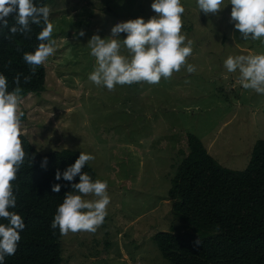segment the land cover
Here are the masks:
<instances>
[{"label": "rangeland", "instance_id": "1", "mask_svg": "<svg viewBox=\"0 0 264 264\" xmlns=\"http://www.w3.org/2000/svg\"><path fill=\"white\" fill-rule=\"evenodd\" d=\"M153 0H47L55 52L43 64L44 88L22 96V134L40 152L67 148L95 157L93 180L107 182L110 204L95 233L60 236L58 264H170L153 241L158 231H190L166 197L186 134L196 135L223 167L243 169L264 140V95L245 90L227 73L229 56L264 53V42L244 41L231 21V4L205 15L196 0L185 8L181 33L192 41L187 63L158 84L117 85L88 80L95 58L87 42L111 35L117 23L155 15ZM83 31L84 36H79ZM126 34L121 33L120 39ZM126 54L125 50H121ZM90 199L92 197H89Z\"/></svg>", "mask_w": 264, "mask_h": 264}, {"label": "clouds", "instance_id": "2", "mask_svg": "<svg viewBox=\"0 0 264 264\" xmlns=\"http://www.w3.org/2000/svg\"><path fill=\"white\" fill-rule=\"evenodd\" d=\"M228 3L231 21L240 37L244 41L264 42V0H228ZM196 5L205 15L216 14L225 6V0H196ZM151 9L155 15L147 21L136 18L120 22L111 28L108 38L93 34L88 40L89 54L95 58L88 80L95 86L112 91L117 85L142 82L154 85L162 78L170 79L182 67L189 74L196 71L195 65L187 63L193 49L192 41L185 43L186 36L181 33L185 12L181 0H153ZM51 11L48 6H37L34 0H0V27L8 28L11 34L19 33L30 39L32 25L42 26L36 36L39 43L35 50L23 54L32 75L55 52L56 41L51 38L53 25L49 22ZM9 17L14 21L11 26ZM121 33L126 34L123 39L119 38ZM84 34L82 30L79 32V36ZM122 49L126 54H122ZM223 63L227 73H238L243 89L264 95V53L229 55ZM30 80L31 75L23 77L25 84ZM13 83L15 87L9 91L7 78L0 75V219L8 222L0 224V264H4L5 256L15 254L25 228L22 217L9 211L16 207L17 200L12 182L26 155L20 139L24 115L20 109L21 74L13 77ZM94 159L91 154L80 152L74 164L63 173L59 170L55 173L56 180L62 177L71 182L79 177V182L71 185L73 191L66 193L57 206L50 225L62 236L95 233L108 214L111 200L107 182L93 180L82 171ZM52 192L59 193L60 185H53ZM199 244L196 240L195 245Z\"/></svg>", "mask_w": 264, "mask_h": 264}, {"label": "trees", "instance_id": "3", "mask_svg": "<svg viewBox=\"0 0 264 264\" xmlns=\"http://www.w3.org/2000/svg\"><path fill=\"white\" fill-rule=\"evenodd\" d=\"M46 2L34 0L37 6ZM13 22L9 17V26ZM41 27L32 25L30 39L0 27V75L7 78L11 91L13 77L21 74V97L45 89L44 65L32 75L23 59L39 43L36 36ZM29 75L31 80L25 84L23 77ZM20 139L26 155L12 182L17 200L9 211L22 217L25 228L15 254L5 256L4 264H58L61 234L50 225L57 206L79 177L71 182L56 180L55 173H63L79 154L67 148L40 152L23 134ZM185 142L187 150L175 166L166 197L171 199V212L191 230L156 232L152 238L162 257L170 264H264V140L254 142L241 170L220 165L196 135L187 133ZM82 171L94 179L88 163ZM55 184L60 185L59 193L52 192ZM7 223L0 219V224Z\"/></svg>", "mask_w": 264, "mask_h": 264}]
</instances>
